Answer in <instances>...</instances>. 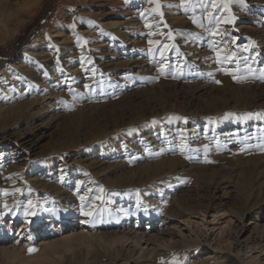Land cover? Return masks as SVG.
Segmentation results:
<instances>
[{"label":"rangeland","instance_id":"rangeland-1","mask_svg":"<svg viewBox=\"0 0 264 264\" xmlns=\"http://www.w3.org/2000/svg\"><path fill=\"white\" fill-rule=\"evenodd\" d=\"M0 214V264H264V0H0Z\"/></svg>","mask_w":264,"mask_h":264},{"label":"bare ground","instance_id":"bare-ground-1","mask_svg":"<svg viewBox=\"0 0 264 264\" xmlns=\"http://www.w3.org/2000/svg\"><path fill=\"white\" fill-rule=\"evenodd\" d=\"M87 1V0H86ZM90 1V3L92 2L93 3V1H95L96 2V0H89ZM5 214H0V222H4L5 221ZM244 217L245 216H243V217H241L242 219H244ZM53 218V217H52ZM241 218H240V220H241ZM17 219V217H14L13 218V220H12V222L9 224H5V223H3L2 225H0V229H1V232H3V233H7L8 231L10 232V231H12V224H14L15 223V221L14 220H16ZM52 222V221H51ZM51 224H53V222L51 223ZM229 225V224H228ZM50 227H52L53 229L56 227L54 224L53 225H50ZM261 229V227H256L254 230L255 231H258V230H260ZM8 232V233H9ZM261 234H262V237H264V227L262 228V231H261ZM141 236H143V235H141ZM122 239V238H121ZM126 239V238H125ZM129 240V239H128ZM128 240H126V241H128ZM134 240V239H133ZM138 240V239H137ZM68 241H70V240H68ZM66 243V242H65ZM16 255V254H15ZM19 256V255H18ZM14 258H15V256H14ZM228 259L230 260V262H232V264H240L239 263V261H237L235 258H232L231 256H228Z\"/></svg>","mask_w":264,"mask_h":264},{"label":"trees","instance_id":"trees-1","mask_svg":"<svg viewBox=\"0 0 264 264\" xmlns=\"http://www.w3.org/2000/svg\"><path fill=\"white\" fill-rule=\"evenodd\" d=\"M36 26V25H35ZM32 30V26L27 29V32H30Z\"/></svg>","mask_w":264,"mask_h":264}]
</instances>
